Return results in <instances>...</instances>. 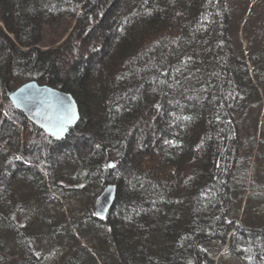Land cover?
<instances>
[{"label":"trees","instance_id":"1","mask_svg":"<svg viewBox=\"0 0 264 264\" xmlns=\"http://www.w3.org/2000/svg\"><path fill=\"white\" fill-rule=\"evenodd\" d=\"M64 17L67 38L39 47ZM0 23V264H46L55 246L58 264H264V47L245 55L228 0H0ZM29 80L78 100L66 139L10 101ZM85 195L86 214L62 209Z\"/></svg>","mask_w":264,"mask_h":264},{"label":"rangeland","instance_id":"2","mask_svg":"<svg viewBox=\"0 0 264 264\" xmlns=\"http://www.w3.org/2000/svg\"><path fill=\"white\" fill-rule=\"evenodd\" d=\"M229 11V31L233 36H238L242 42V49L246 56L253 52L260 51L264 47V0H228ZM77 18L64 17L53 25H44L42 40L38 44L43 49L49 48L53 43H61L67 38L72 30ZM1 24V23H0ZM253 68V65H250ZM256 117V114L254 115ZM259 129L262 131L264 139L263 118L259 121ZM256 179L258 182L264 183V143L260 144L259 156L256 163ZM93 199L92 211L94 212ZM88 196L74 197L62 202V209L70 214L72 210L74 214L84 215L87 209ZM251 206L253 213L259 218L257 225L264 224V198H251ZM252 213V214H253ZM253 214V215H254ZM246 214L243 207L237 208L233 212V218L242 219ZM47 248L50 243H46ZM50 249V248H49ZM64 251L63 246H55L50 249V255L46 264H58V260ZM222 250L220 253H223ZM235 264H240L235 262Z\"/></svg>","mask_w":264,"mask_h":264},{"label":"water","instance_id":"3","mask_svg":"<svg viewBox=\"0 0 264 264\" xmlns=\"http://www.w3.org/2000/svg\"><path fill=\"white\" fill-rule=\"evenodd\" d=\"M12 104L51 138L62 141L82 117L80 104L68 91L38 80H29L8 93ZM113 166V162H110ZM118 184L106 183L94 203V214L105 220L114 208Z\"/></svg>","mask_w":264,"mask_h":264}]
</instances>
